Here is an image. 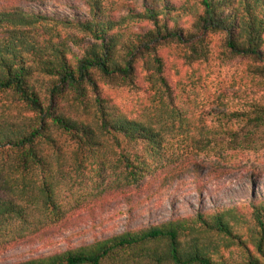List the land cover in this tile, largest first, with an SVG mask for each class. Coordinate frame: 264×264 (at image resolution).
<instances>
[{
  "label": "trees",
  "instance_id": "obj_1",
  "mask_svg": "<svg viewBox=\"0 0 264 264\" xmlns=\"http://www.w3.org/2000/svg\"><path fill=\"white\" fill-rule=\"evenodd\" d=\"M63 1L0 2V250L89 197L200 176L208 165L186 164V151L226 166L264 149V92L225 113L236 128L202 137L174 78L179 61L206 70L220 33L221 55L264 80V0ZM251 182L240 204L12 264H264V195L255 172Z\"/></svg>",
  "mask_w": 264,
  "mask_h": 264
},
{
  "label": "rangeland",
  "instance_id": "obj_2",
  "mask_svg": "<svg viewBox=\"0 0 264 264\" xmlns=\"http://www.w3.org/2000/svg\"><path fill=\"white\" fill-rule=\"evenodd\" d=\"M56 3L61 10H67L63 0ZM223 38L220 33L209 34L206 70L199 63L187 65L179 61L174 72V78L185 89L183 97L195 106L197 129L202 137L209 136V128L221 131L236 128L240 122L225 113L242 109L246 96L258 98L264 92V80L249 72L248 60H227L221 55ZM194 69L201 70V75ZM186 152V164L189 160L204 162L208 169L200 176L187 174L163 189L158 184L150 189L149 186L126 188L119 193L108 191L97 198L89 197L62 221L49 224L44 234L32 242L0 250V264H12L127 229L189 216L203 208L240 204L255 190L252 172L256 174L258 192L264 195V149L238 153L226 166L214 163L217 160L209 159V153ZM209 161L215 164L214 171L209 172Z\"/></svg>",
  "mask_w": 264,
  "mask_h": 264
}]
</instances>
